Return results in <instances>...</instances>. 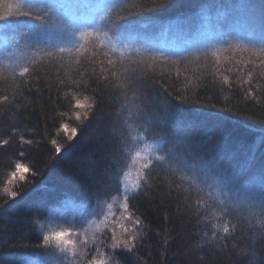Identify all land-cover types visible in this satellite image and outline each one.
<instances>
[{
  "label": "trees",
  "instance_id": "trees-1",
  "mask_svg": "<svg viewBox=\"0 0 264 264\" xmlns=\"http://www.w3.org/2000/svg\"><path fill=\"white\" fill-rule=\"evenodd\" d=\"M55 1L59 0H53ZM71 1L75 5L102 2ZM9 2L15 3L16 0ZM261 2L262 0H125L132 9V14L120 23L134 21L139 30L128 40L121 37L118 43L120 50L128 44L129 48L143 51L144 47L149 46V42L162 40L158 36L164 33L170 40H195L194 44H183L174 51L181 53L187 50L190 53L188 61H180V77L175 75L173 66L159 61L154 69L140 77L135 85L138 88L136 95L140 101L148 102H141L140 107L150 109V114L154 111L163 115L161 106L167 105L181 117L190 118L194 113L208 112L229 117L223 126L209 122L197 129H177L173 127L172 121L153 124L147 126L149 143L164 137L180 144L185 134L190 133L193 138L187 142V147L193 149L191 156L203 160L216 157L218 162H221L228 150L238 151L241 146L248 148L257 141L264 130V96H261L259 104L254 100L245 99L239 87L234 85L229 88L224 85L222 80L213 74V69L214 66L220 68L222 75H229L231 80L232 74L225 71L230 66V60L241 55L247 56V53L230 50L224 37L217 34L216 27L223 25L225 34L231 33L240 38V25L252 12L259 14ZM161 3L166 7L158 8L157 4ZM244 5L250 7L245 8ZM205 15L210 19H205ZM215 36H218L220 43L212 48V44L206 43V38ZM89 39H94V36ZM51 41L48 47L52 50H55L57 43H63L55 32L51 34ZM3 49V42H0V69L6 68L8 63ZM33 51L36 52L35 56L32 55ZM204 51L207 52V68L201 67L205 63ZM15 54L18 57L32 58L36 63L35 71L29 76L30 85H22V95L18 94L17 100L11 104H0V140L9 139V145L0 147V202L8 201L5 209H0V241H7L8 245L28 247L0 249V253L11 251L19 255H30L39 252L53 263L57 259L56 254H51L50 250L46 251V247H35L42 244L38 236L44 234L47 227L68 228L74 215H78L85 208L96 206L90 194L111 183L108 164L101 161L98 154H94L97 148L96 139L103 136V142L115 154L113 159L119 161L118 166H125L127 170V166L131 165V160H125L121 151L125 145L116 143L122 131L125 136L130 131L126 130V126L116 117L125 102V96L119 87H109L104 83L97 87L94 78L86 77L87 86L77 87L75 91L81 100L87 96L90 103H96L95 109L87 110L96 114L97 119L92 122V127L85 131L84 126L89 121L75 119V112L84 110L75 109L71 96H65V86L58 84V79L65 78V74H71L74 79L80 78L76 65L68 63L69 60L75 59V54L69 57L65 52L57 53L55 57L41 58V51L23 47L16 49ZM109 55L117 59L118 64L121 63L118 59L120 51L110 52ZM137 55L134 51H126L122 62L127 64L129 56L135 58ZM60 57H63V67ZM185 64L187 71H184ZM4 75L8 79H0V98L16 93L18 90L15 89L14 83L22 84L24 80L17 75L16 81L13 82L7 71ZM200 76H203V79H197ZM193 83L199 86L194 88ZM37 87L40 88L39 92L36 91ZM97 95L101 97L99 100L96 99ZM128 95L131 96L132 93L129 92ZM221 108L229 111L220 112ZM136 119L137 117L133 116L129 123L136 129L131 134L139 136L143 129L135 123ZM62 124H67L69 129H77V135L71 141H68V134L61 128ZM16 128L19 129L18 132L14 131ZM21 136L32 140L33 143L22 144ZM53 139L57 141L56 145L51 143ZM226 139L228 149L225 147ZM57 146L60 148L59 153L55 150ZM172 147V144H167L163 151L157 154H165ZM21 151L23 156L19 155ZM178 151L183 152V148ZM238 159L240 162L245 161L243 155H238ZM17 162L23 163L28 171L24 173L23 181L17 180L13 185V191L18 195L12 200L3 193V187ZM227 166L235 170L236 161L228 163ZM252 167L254 173L264 169V145L257 147ZM105 190L114 192L112 188ZM198 195L195 187H189L187 180L180 179L179 173L174 174L167 167L158 168L147 194L130 201V208L135 205L134 211L142 221L137 248L134 249L135 255L123 251L113 255L106 249V253L114 257L113 263L246 264V257L239 254L240 249L249 242L256 231L258 218L244 205L230 208L229 213L224 215L230 222V234L223 237L221 232H217L213 237V225L221 223V220L216 218L221 215L220 209H216L215 215L210 209L207 210L208 221L202 223L192 207ZM69 204L74 206L69 207ZM114 210L119 212L115 205ZM201 215H205V212L202 211ZM51 217L57 219L51 220L50 223ZM100 219L102 217H91L90 221L99 222ZM41 224L44 225L43 229L40 228ZM254 245L259 252L260 264H264V240H255ZM18 259L19 256L12 264H16Z\"/></svg>",
  "mask_w": 264,
  "mask_h": 264
},
{
  "label": "snow or ice",
  "instance_id": "snow-or-ice-1",
  "mask_svg": "<svg viewBox=\"0 0 264 264\" xmlns=\"http://www.w3.org/2000/svg\"><path fill=\"white\" fill-rule=\"evenodd\" d=\"M75 7L79 14L70 11L69 5L54 3L53 0H16L15 3L0 0V42H3V54L8 59L6 68L0 69V79H8L4 75L5 71L9 73L13 82L16 81L17 75L24 78L22 84L14 83L18 91L11 96L4 95L0 98V104L15 102L17 95H22V85H30L29 76L35 71L36 61L32 58L16 56V49L23 47L39 50L43 54L41 58L43 56L55 57L57 53L65 52L69 57L75 54V59L69 60L68 63L76 65L80 78L74 79L71 74H65V78L58 79V84L64 85L67 89L65 96H71L74 101L72 106L75 109L84 110L75 112L76 121H89L84 126L87 131L92 127V122L97 119L96 114L89 113L87 110L95 109L96 103H90L87 96L81 100L75 91L77 87L87 86L86 77L94 78L97 87L100 83L109 87H119L124 93L125 102L116 117L126 126V130L130 131L127 136L122 131L116 143L125 145L121 151L124 153L125 160H131V165L127 166V170L125 166H118L119 161L113 159L115 154L105 145L103 136L97 138L95 141L97 148L94 154H98L99 159L108 164L111 183L101 186L90 194V198L95 200V207L85 208L78 215H74L69 221L68 228L58 231L50 230L39 235L38 239L42 241V244H37L35 247H55L62 253L61 264H110L111 257L106 256L102 249H108L113 255L118 251L135 255L134 249L137 248V240L140 237L138 229L142 221L134 211L135 205H131L130 208V201L146 195L157 169L167 167L172 173H179L182 181L187 180L189 187H195L198 191L199 195L192 207L195 208L196 215L200 217L202 223L208 221L207 210L210 209L215 215L216 209H220L221 215L216 218L221 220V223L213 225V237L217 232H221L223 237L230 234V222L224 218L230 208L244 205L250 209L253 216L258 218V226L249 242L241 247L239 254L246 257V264H260L259 252L255 249L254 241L264 240V169H261L259 173H254L252 166L255 162L257 147L264 145V130L261 131L253 145L248 148L241 146L238 151L228 150L221 162H218L216 157L203 160L191 156L193 149L187 147V142L193 138L190 133L185 134L180 144L171 139L166 140L164 137H160L154 143H149L147 126L153 124L172 121L173 127L177 129H197L209 122L223 126L224 121L229 117L212 112L194 113L190 118L181 117L172 112L167 105L161 106L163 115L154 111L150 114V109L141 108V102L145 104L148 102L140 101L136 95L138 88L135 85L140 77L154 69L158 61L173 66L175 75L180 77V61L181 59L188 61L190 53L187 50L177 53L164 49H153L150 45L144 47L143 51L138 48H129L128 44L124 45L123 50L118 49L116 42L120 41L121 37L128 40L139 30L138 24L134 21L120 23L132 14V9L125 3V0H102L101 3H82ZM157 7L164 8L166 5L161 3L157 4ZM243 7L250 6L244 5ZM205 19H210V17L205 15ZM240 29L242 36L237 38L231 33L225 34L223 25L216 27L217 34L224 37L230 50L247 53V56L241 55L239 58L230 60V66L225 71L232 74L231 80L229 75H222L221 69L215 66L213 74L229 88L234 85L239 87L245 99L254 100L259 104L261 96H264V0L259 6V14L252 12L246 16ZM53 32L57 33L63 41L54 46L55 50L48 47L52 42ZM93 36L94 39H89ZM211 47L215 48V45ZM117 51H120L118 59L121 63L119 64L117 59L109 55L110 52ZM126 51H134L138 54L135 58L129 56L127 64L122 62ZM32 55L35 56L36 52L33 51ZM203 55L205 63L201 67L207 68V52L204 51ZM60 62L63 67V57H60ZM184 71H187V64H185ZM37 79L39 81V77ZM197 79H203V76ZM198 86L193 83L194 88ZM36 91L39 92L40 88L37 87ZM129 92L132 93L131 96L128 95ZM100 98L97 95L96 99ZM212 107L214 108L215 105ZM219 111L229 110L221 108ZM233 115L236 114L233 113ZM133 116L137 117L135 123L143 129L139 136L131 134L136 131L129 123ZM61 128L68 134V141L77 135V129H69L67 124H62ZM14 131L18 132L19 129L16 128ZM81 138L83 139V136ZM20 141L28 145L33 143L32 140L24 139L23 136L20 137ZM136 141L142 142V146L135 143ZM51 143L56 145L57 141L53 139ZM167 144H172L173 147L169 148L165 154H157L162 152ZM6 145H9V139L0 140V147ZM225 147L229 148L227 139ZM181 148L183 152L178 151ZM55 150L57 153L60 152L58 146ZM19 155L23 156L24 153L21 151ZM238 155H243L245 161L240 162ZM232 161H236L235 170L227 166ZM27 171L23 163L17 162L14 165V170L8 174L3 187V193L8 198L15 200L18 193L13 191V185L17 180L23 181L24 173ZM32 175L34 176L35 173L33 172ZM108 188L114 189V192L106 191L105 189ZM7 204V200L0 202V209H5ZM114 205L118 207L119 212L114 210ZM14 206L9 205V207ZM73 206L69 204V207ZM202 211L205 215H201ZM91 217H102V219L99 222L90 221ZM55 219L57 217H51L50 223ZM86 224L87 227H85ZM40 228L43 229L44 225L41 224ZM17 247L28 246L8 245L7 241H0V249ZM17 256L19 259L16 264H52L49 258L39 252L19 255L11 251L0 253V264H12Z\"/></svg>",
  "mask_w": 264,
  "mask_h": 264
},
{
  "label": "rangeland",
  "instance_id": "rangeland-1",
  "mask_svg": "<svg viewBox=\"0 0 264 264\" xmlns=\"http://www.w3.org/2000/svg\"><path fill=\"white\" fill-rule=\"evenodd\" d=\"M57 2L64 3V4L69 5L70 11L78 13V11H77V9H76L75 6L76 5H79V4H76L75 5L71 0H59ZM54 3H56V1ZM166 36H167L166 33L159 34L158 37L159 38H162V40H160V41H154L153 40V41L149 42V45L153 49H164L165 51L172 52V51H177L178 48H181L183 46V44L190 45V44H194L195 43V40H193V39H180L179 41H175V40H170ZM183 40H184V43H182ZM119 42L120 41H117L116 42V47L118 49H120L118 47V43ZM206 43H210L212 45H218L220 43V41H219L218 36H215V37H207L206 38ZM122 47H123V45H122ZM123 49H124V47L121 50H123ZM135 143L140 144L142 146V142H140V141H136ZM133 154H134V152H133ZM125 223L127 225L128 222L126 221ZM85 227H87V224L85 225ZM64 228H66V227H64ZM61 229H59V228L56 229V228H53V227H47V229L45 230V232L50 231V230H57L58 231V230H61ZM138 231H139V229H138ZM72 238L73 239H78L77 237H72ZM45 250L46 251H49L50 250V251H52L51 254H54V255L56 254L57 255V257H56L57 259L52 264H61L62 253H60L58 249H56L55 247H46ZM102 250L105 252L106 256H110L111 257L110 264H114L113 263L114 257H112V254H107L106 251H105L106 249H102ZM89 255H91V252L90 251H89Z\"/></svg>",
  "mask_w": 264,
  "mask_h": 264
}]
</instances>
